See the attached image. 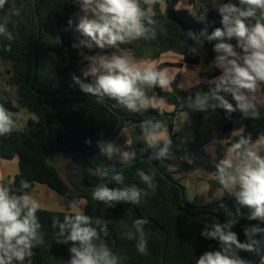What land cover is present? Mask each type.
<instances>
[{"label":"trees","instance_id":"obj_1","mask_svg":"<svg viewBox=\"0 0 264 264\" xmlns=\"http://www.w3.org/2000/svg\"><path fill=\"white\" fill-rule=\"evenodd\" d=\"M188 1L191 6L196 0H163L153 8L157 20V37L151 41H136L131 45H122L129 49V53L139 58L157 60L163 55L173 53L181 57L180 62H165L159 64L161 68H183L185 66H203L204 77L211 79L220 72L209 64L213 60L212 51L215 41L205 42L204 53L192 55L190 45L193 41L186 40V31L199 32L205 27L198 22L204 10L191 11L190 8H180L181 2ZM13 9H19L20 15H14ZM75 0H8L3 11H0V22L7 17L8 29L13 39L0 37V103L4 104L12 113L22 111L29 114L23 127L17 125L10 136L0 137V158L7 161H18V173L12 180L4 182L13 190L19 188L21 179L32 182L34 192L37 185H46L62 197L86 201L85 212L93 218L103 219L109 227L107 242L112 250L122 258V264H195L197 257L209 250L211 244L217 247V242L208 241L200 236L204 226V217L211 216L224 223L228 217L218 208L216 199L206 205L194 206L189 202L187 189L181 180L175 177L170 169V158L174 155L199 154L203 152L209 138H202L199 129L190 142H183L177 131L179 113L192 112L180 105L189 94L196 91H207V86L198 83L189 92L181 90L175 80L170 91L155 88L149 90V96H158L173 105L174 112H161L152 107L147 111L133 113L119 106L115 101L105 98L104 103H97L95 97L83 93L74 85L72 75H81L78 62L89 52L87 49L73 47L80 39V34L70 29L67 21H74L80 15ZM220 16L215 9H208V31L220 27ZM235 43V40L231 41ZM35 48L38 59L47 55H56L59 63L56 66L59 89L42 91L36 87L38 75L36 74L34 87L31 80L34 69ZM81 51L85 55H81ZM59 94V95H56ZM219 118L216 122L217 156L215 163L226 154V145L233 143L234 120L241 114H231L226 119L225 112L217 109ZM261 118L258 120L244 119L242 135H251L255 140L264 135V107H260ZM201 119L199 115H194ZM162 120L168 126L172 139L170 158L163 161H151L149 156L155 154L141 140L140 123L146 120ZM119 128L109 141L115 142L122 131L128 130L131 136L129 141L118 140L119 151L111 160H106L105 167H118L125 162L128 165L118 168L122 171L125 180L123 185L115 181L108 183V187H124L135 183L139 187H146L140 183L136 175L137 169L155 173L158 188L155 194L142 199L138 205L119 203L109 207L92 199L93 188L101 179L92 174L96 168L89 158L97 155L100 149L97 141L106 142L116 128ZM90 139V145L85 140ZM127 151L130 156L135 153V159L124 161L121 153ZM86 155L88 163L83 160ZM59 155H72L73 162L67 166L65 175L53 162ZM215 163L212 169H215ZM195 169V166H192ZM161 171L166 175L163 176ZM110 179V177H109ZM220 186L215 179L209 182V197L213 198ZM229 208L233 207V200L224 198ZM234 211V209H233ZM246 211V210H244ZM67 212L40 209L37 213L43 225L46 245L34 249L32 264H67L70 245L58 244L53 229L52 217L58 215L63 218ZM137 218H146L149 223L145 225L148 239V254L141 255L136 249V240H128L122 235L123 231L132 229V223ZM256 221L242 219L234 228L241 241L245 239L243 227L255 224ZM126 226V227H125ZM264 227V224L261 225ZM258 238V237H254ZM240 255L251 260L252 264H263L264 251L259 254L242 252Z\"/></svg>","mask_w":264,"mask_h":264},{"label":"clouds","instance_id":"obj_2","mask_svg":"<svg viewBox=\"0 0 264 264\" xmlns=\"http://www.w3.org/2000/svg\"><path fill=\"white\" fill-rule=\"evenodd\" d=\"M220 16V27L208 31L207 12L200 15L198 22L205 27L198 33L186 31V40H191L190 53L198 55L205 42H213L214 57L210 67L220 74L211 79L201 78L200 66L186 71L188 78L182 89H192L200 82L207 91L189 94L180 108L207 113L223 110L226 119L239 112L244 119L261 118L260 107L264 106V0H210ZM8 0H0L3 11ZM163 0H75L80 15L75 21L69 18V28L80 34L73 47L87 49L94 54L87 55V64L80 69L81 75H72L74 85L95 97L97 103L105 98L133 113L147 111L155 106L157 98L149 96V90L160 88L170 91L175 77L169 69L159 67L152 59H137L122 45L136 41H151L157 37V20L153 8ZM19 16V9H13ZM9 20L0 22V37L12 40L8 29ZM235 40V43L231 41ZM81 55H85L81 51ZM17 128L14 113L0 103V137L10 136ZM141 140L151 150L158 151L149 156L151 161L170 158L172 139L168 126L162 120H146L140 123ZM90 139L85 144L90 145ZM101 155L111 160L119 151L111 142L97 141ZM123 159H135L127 151L121 153ZM215 180L220 189L218 208L228 219L221 223L213 220L204 223L200 236L217 242V247L209 245V250L200 254L195 264H252L240 255L242 252L259 254L264 251V135L255 140L249 134L240 135L226 149L224 157L215 163ZM92 174L105 181L92 190V199L109 207L123 202L138 205L142 199L155 194L158 184L154 172L137 169L136 175L141 188L133 183L124 187H108L115 181L123 185L125 176L115 167L97 166ZM110 177V179H109ZM32 182L21 179L19 188L13 190L0 177V264H32L34 249L46 245L43 225L37 215L40 202L29 191ZM233 200V207L224 203V198ZM66 207L72 211L52 217V228L56 243L70 245L67 264H122L107 242L108 224L101 218L86 214L79 200L67 201ZM234 209V211H233ZM246 210V211H244ZM256 221L243 227L245 239L240 240L233 228L242 220ZM146 218H137L132 223L134 231H123L128 240H136L137 252L148 254ZM126 227V226H125ZM258 237V238H254Z\"/></svg>","mask_w":264,"mask_h":264},{"label":"rangeland","instance_id":"obj_3","mask_svg":"<svg viewBox=\"0 0 264 264\" xmlns=\"http://www.w3.org/2000/svg\"><path fill=\"white\" fill-rule=\"evenodd\" d=\"M200 53L203 54L204 50L201 49ZM87 55H91V54L88 53ZM47 58H50V55L44 56L43 58L40 59V61H38V69H37L38 79L36 82V87L42 91H50L52 90L53 85L54 84L56 85L58 83L56 79L55 69L53 72H50V73L49 72L44 73L43 71L44 63L47 61L49 62V59ZM86 58L87 56L85 55V57L79 61L81 67H84L87 64V61L85 60ZM178 58L179 57H177L176 55L168 54L165 56L163 61L178 62ZM50 62L52 63V61ZM193 69L187 68L182 72H180L179 69H175V68H170L169 70L172 73V75L175 77V80H177L179 84L181 85L187 82L188 78L185 75L186 71L187 70L192 71ZM200 69L203 70L204 67L200 66ZM199 76L201 78H204L203 71L202 72L200 71ZM44 79H46L47 85L49 84V86H47L48 88H44L41 84L42 80ZM197 83H200V82H197ZM193 114L199 115L201 119H197L196 117L193 116ZM29 117L31 116L24 111L14 114V119L16 120V124L20 127L24 126V124L26 123ZM218 118H219V114L217 113V111L215 112L209 111L207 113L192 111L190 113L187 112L185 115H183L182 113L178 114L177 131L179 132V134H181L182 140L185 141V139H190L191 141L195 133V128H197L199 129L201 137L204 139L209 138V141H210L209 144L205 145L202 153H199V154L194 153L198 159V161L196 162L201 167L199 172H197L194 168H192V166H194L195 164V162L191 160L192 154L174 155L177 158L182 157V156L185 158V161L181 163H177L175 160L172 161L173 159L170 160L171 165H174V166L185 165L184 167L178 166L176 170L177 172L187 173L183 175L182 177L183 184L187 188L189 202L194 206L206 205L217 199L216 197L218 195V191L214 195L213 198L209 197V182L213 177L214 169H212V167L210 168H207V167L212 165L211 164L212 163L211 154L215 150V143H214V136L216 134L215 123L218 120ZM234 122H235V130L233 132V136L236 138L233 139V142H235L239 138L241 134L240 132L244 131V126H243L244 118H242V116L240 115L234 120ZM123 139H125L124 141H129L131 139V136L128 130L122 131L119 138L115 142H113L116 148H117L118 140H123ZM106 159L107 158L101 155L100 153L96 157L94 156L90 157L89 161L90 163H92L93 165L97 167V166H105ZM53 162L60 168L61 173L65 175V170L67 166H69L73 162V156L72 155H59L53 160ZM16 169H17L16 161H7V160L0 158V172L2 173L4 172L3 181L6 179L12 180L13 177L15 176ZM43 188L47 189L49 193L47 194L46 192H44ZM32 195L34 198H36L40 202V205H41L40 209H46V210H52V211L56 210V211H62V212H67V213H70L72 211L71 209L66 207L68 199L62 197L61 195H59L52 189H49L48 186L38 184L36 187V190L33 192ZM85 203L86 201L84 200L80 203L83 209H85ZM214 219L217 220V218L215 217L205 216L203 220L205 223L210 224L213 222Z\"/></svg>","mask_w":264,"mask_h":264},{"label":"crops","instance_id":"obj_4","mask_svg":"<svg viewBox=\"0 0 264 264\" xmlns=\"http://www.w3.org/2000/svg\"><path fill=\"white\" fill-rule=\"evenodd\" d=\"M220 2H228V0H220ZM233 2H235V0H233ZM179 7L180 8H190L191 9V11H194V12H198L199 10H205V7L207 8V9H215L214 8V6L212 5V3L210 2V0H196V2H195V5L194 6H191L190 7V5L188 4V1H184V2H181L180 4H179ZM131 54V53H130ZM169 54H173V53H169ZM166 55H168V54H166ZM166 55H163L161 58H159V59H157V60H153V61H155L156 62V64L157 65H159V64H162V63H165V62H168V61H163V59L165 58V56ZM173 55H176V54H173ZM177 57H179L178 58V62H180V59H181V57L180 56H178V55H176ZM47 59H49V62L50 61H52V63L50 62H45L44 63V67H43V71H44V73H46V72H53L54 71V69H55V71H56V66H57V64L59 63V58L56 56V55H50V58H47ZM170 63H177L176 61H170ZM51 64V65H50ZM78 65L80 66V62H78ZM81 67V66H80ZM194 67H196V66H191V67H188V66H185V67H183V68H175V69H179L180 70V72H182V71H184L185 69H189V68H194ZM203 67V66H202ZM170 68H174V67H169V68H167V69H170ZM203 71V76H204V73H205V68L203 69V70H201V72ZM178 73V72H177ZM56 79H57V81H58V76H57V72H56ZM41 84H42V86L44 87V88H48L47 86H49V84L47 85V81H46V79H44V80H42V82H41ZM198 84V83H197ZM197 84H195V85H197ZM180 84H179V82H178V86H179ZM194 85V86H195ZM193 86V87H194ZM179 88L181 89V90H183V91H187V92H189L191 89H182L180 86H179ZM59 89V83H57L56 85L54 84L53 85V87H52V90H54V91H56V90H58ZM153 97H156L157 98V102H156V104H155V108H158V109H160L161 110V112H169V113H171V112H174L175 111V108H174V106L173 105H171V104H169L168 102H166V100L165 99H162V98H160V97H158V96H156V95H154ZM187 112H184V113H182L183 115H185ZM190 113V112H189ZM217 122V121H216ZM215 125H216V123H215ZM243 126H244V122H243ZM20 127V126H19ZM234 130H235V128H234ZM241 134L240 135H242L243 134V132H240ZM180 136V139L182 140V138H181V134H179ZM236 137H234L233 136V139H235ZM232 139V140H233ZM123 140H125V139H123ZM183 142H190V139H185V141L184 140H182ZM233 142V141H232ZM214 143H215V150L213 151V153L211 154L212 155V165L211 166H208L207 168H210V167H212L213 165H214V163H215V160H216V156H217V140H216V134H215V136H214ZM226 147V149L229 147L228 145H226L225 146ZM226 149H225V151H226ZM101 152H99L97 155H99ZM97 155H95L94 157H96ZM192 155H194V157H195V164H194V166H195V170L197 171V172H199L200 171V169H201V167H200V165H198L197 164V162L196 161H198V159H197V157L195 156V154H192ZM172 157H174V158H172ZM171 157V160L172 161H176L177 163H181V162H179L177 159H175V156H172ZM183 157V156H182ZM98 159V158H97ZM123 159V158H122ZM106 160H108V159H106ZM14 161H16V167H17V169H16V172H15V175L18 173V161H17V159H15ZM125 161V160H124ZM106 162V161H105ZM188 165V164H187ZM179 166V165H178ZM178 166L176 165V166H174V165H170V169L172 170V171H174L175 172V177L176 178H178V179H180L181 180V183L183 184V179H182V177H183V175H185V174H187V173H185V172H177V168H178ZM185 165H181V166H179V167H184ZM1 173V177H4V175H3V173L2 172H0ZM212 179H215V172H213V177H212ZM211 179V180H212ZM184 185V184H183ZM46 186V185H45ZM185 186V185H184ZM186 187V186H185ZM49 188V187H48ZM44 189V192H46L47 194L49 193V191H47V189H45V188H43ZM50 189V188H49ZM187 189V188H186ZM36 190V189H35ZM34 190V191H35ZM31 194H33V193H31ZM83 201V200H82ZM82 201H80V203L82 202ZM85 207H86V203H85ZM85 210V209H84ZM54 211H56V210H54ZM60 212H62V211H60ZM263 264H264V259H263Z\"/></svg>","mask_w":264,"mask_h":264},{"label":"water","instance_id":"obj_5","mask_svg":"<svg viewBox=\"0 0 264 264\" xmlns=\"http://www.w3.org/2000/svg\"><path fill=\"white\" fill-rule=\"evenodd\" d=\"M38 61H39V59H38L37 49L35 48L33 77H32L31 84H30L31 88L34 87L35 77H36L37 69H38ZM56 95H59V94H56ZM118 128H119V125H118V127L116 128V130L113 132V134L110 136V138H109L106 142H109V141L113 138V136H114L115 133L117 132ZM83 160H84L86 163H88L85 154H83ZM128 163H129V162H125L123 165H120V166L115 167V168L118 169V168L124 167V166L128 165ZM161 173L163 174V176L166 177V175H165L162 171H161ZM0 177H1V173H0ZM255 257H256V256H255ZM255 257L251 258L250 260L255 259Z\"/></svg>","mask_w":264,"mask_h":264},{"label":"built area","instance_id":"obj_6","mask_svg":"<svg viewBox=\"0 0 264 264\" xmlns=\"http://www.w3.org/2000/svg\"><path fill=\"white\" fill-rule=\"evenodd\" d=\"M172 158H174V157H172ZM175 159H177L179 162H184L185 161V158L184 157H179V158L175 157ZM191 160L192 161H195L196 160L195 157H194V155L191 156Z\"/></svg>","mask_w":264,"mask_h":264}]
</instances>
